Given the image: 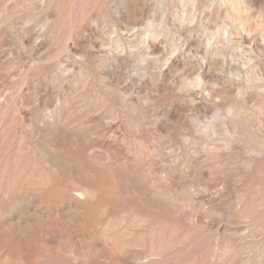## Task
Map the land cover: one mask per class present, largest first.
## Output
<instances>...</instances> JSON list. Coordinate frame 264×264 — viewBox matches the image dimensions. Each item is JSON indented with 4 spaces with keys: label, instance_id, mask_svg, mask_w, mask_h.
I'll list each match as a JSON object with an SVG mask.
<instances>
[{
    "label": "rangeland",
    "instance_id": "obj_1",
    "mask_svg": "<svg viewBox=\"0 0 264 264\" xmlns=\"http://www.w3.org/2000/svg\"><path fill=\"white\" fill-rule=\"evenodd\" d=\"M0 264H264V0H0Z\"/></svg>",
    "mask_w": 264,
    "mask_h": 264
}]
</instances>
